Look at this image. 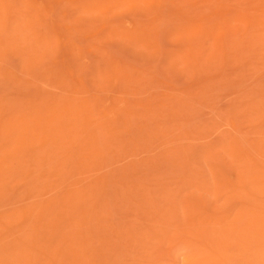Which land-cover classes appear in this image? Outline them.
Here are the masks:
<instances>
[{"label":"rangeland","instance_id":"obj_1","mask_svg":"<svg viewBox=\"0 0 264 264\" xmlns=\"http://www.w3.org/2000/svg\"><path fill=\"white\" fill-rule=\"evenodd\" d=\"M0 264H264V0H0Z\"/></svg>","mask_w":264,"mask_h":264}]
</instances>
